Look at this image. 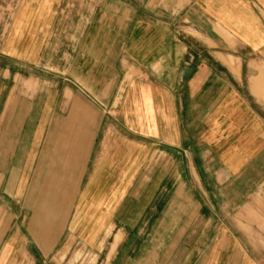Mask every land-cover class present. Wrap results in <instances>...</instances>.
<instances>
[{
    "label": "crops",
    "instance_id": "crops-1",
    "mask_svg": "<svg viewBox=\"0 0 264 264\" xmlns=\"http://www.w3.org/2000/svg\"><path fill=\"white\" fill-rule=\"evenodd\" d=\"M134 19L109 0L99 22L113 41L76 37L66 48L76 58L91 48L107 65L95 79L118 82L97 95L115 97L111 111L133 104L138 137L100 140L99 125H68L63 109L39 121L47 108L36 76L2 98L0 264L25 254L64 264L75 245L98 253L99 264H248L240 243L228 253L229 235L244 236L229 233L226 218L264 169V0H188L178 25ZM32 205L41 222L21 232ZM251 217L247 208L241 222H264Z\"/></svg>",
    "mask_w": 264,
    "mask_h": 264
},
{
    "label": "rangeland",
    "instance_id": "rangeland-1",
    "mask_svg": "<svg viewBox=\"0 0 264 264\" xmlns=\"http://www.w3.org/2000/svg\"><path fill=\"white\" fill-rule=\"evenodd\" d=\"M107 2L109 0H0V88L2 89L0 109L1 100L10 87L17 84V92L22 93L25 79L36 76L40 78L36 82L37 89L41 86L44 91V95L39 99L45 102V109L47 108L44 113L42 110L37 113L39 121L45 118L48 120L51 112L50 118H60L56 117L55 113L63 109L59 115L63 120H68V125L69 122H75L77 119H83L84 124L86 120H90L96 126L99 125L100 140L105 132L107 136L124 135L126 132L138 137L140 116L139 111L134 110L133 104L126 105L132 107V111L124 113L111 111L115 97L107 94L100 97L97 95L98 90H102L107 84L113 87L118 82L95 79L98 69L101 76H107V65L96 64L94 57L88 56L91 48L85 49V56H81L82 58H76V48H66L67 43L76 44V37L82 41L84 39L86 45L95 43V46L102 42L113 41L108 39L107 31L103 30L102 21L99 22V13ZM112 2L127 6L133 14V22H135L134 18H143L153 22L168 21L178 25L183 23L181 17L188 0H112ZM128 35L129 31L122 32L115 43L123 45ZM93 50L95 51V48ZM15 73L19 74L18 79H14ZM118 99H121L122 103L123 97ZM75 110L80 111L75 114ZM130 125L133 132H129ZM110 126H115V129H109ZM90 165L91 161L89 168ZM262 170L264 172V169L260 170L257 190L244 192L237 202V207L227 211L226 226L229 233L235 237L244 236V240L236 241L229 235L226 240V245H229L228 253L240 243L242 257L245 259L243 260L248 264H264V222H241L247 217V208L253 220H257L258 217L264 220ZM40 197L41 192H37L38 205L41 201ZM45 202L50 204L47 199ZM38 205H32L28 210L24 223H22L23 219L19 218L21 232H27V226L38 228L37 224L41 221L37 224L33 223L35 208ZM61 215L57 221L61 219ZM60 246L58 244L54 247L52 256L63 249ZM97 254L83 246L75 245L63 260L64 264H99L101 257ZM20 264H63V261L60 262L59 258H51V255L33 257L25 254ZM227 264H230V260Z\"/></svg>",
    "mask_w": 264,
    "mask_h": 264
}]
</instances>
